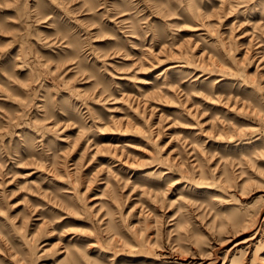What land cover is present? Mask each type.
Here are the masks:
<instances>
[{
    "label": "rangeland",
    "instance_id": "1",
    "mask_svg": "<svg viewBox=\"0 0 264 264\" xmlns=\"http://www.w3.org/2000/svg\"><path fill=\"white\" fill-rule=\"evenodd\" d=\"M0 264H264V0H0Z\"/></svg>",
    "mask_w": 264,
    "mask_h": 264
}]
</instances>
